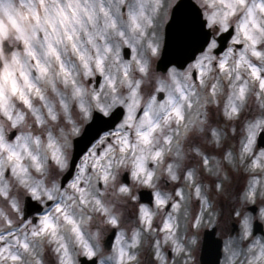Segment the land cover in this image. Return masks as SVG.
Instances as JSON below:
<instances>
[{
    "label": "snow or ice",
    "instance_id": "1",
    "mask_svg": "<svg viewBox=\"0 0 264 264\" xmlns=\"http://www.w3.org/2000/svg\"><path fill=\"white\" fill-rule=\"evenodd\" d=\"M0 264H264V0H0Z\"/></svg>",
    "mask_w": 264,
    "mask_h": 264
}]
</instances>
